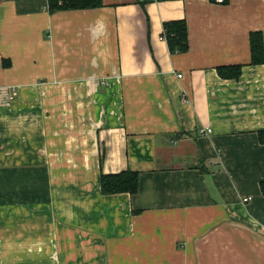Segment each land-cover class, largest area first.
<instances>
[{
    "label": "crops",
    "instance_id": "0c3cea01",
    "mask_svg": "<svg viewBox=\"0 0 264 264\" xmlns=\"http://www.w3.org/2000/svg\"><path fill=\"white\" fill-rule=\"evenodd\" d=\"M101 1L0 0V264H264V0Z\"/></svg>",
    "mask_w": 264,
    "mask_h": 264
},
{
    "label": "trees",
    "instance_id": "16d2710c",
    "mask_svg": "<svg viewBox=\"0 0 264 264\" xmlns=\"http://www.w3.org/2000/svg\"><path fill=\"white\" fill-rule=\"evenodd\" d=\"M48 12L75 11L96 9L103 6L101 0H47ZM162 37L171 55L183 54L189 50L188 28L185 20L167 21L162 24ZM249 49L251 66L264 64V43L260 31L249 33ZM4 68L10 64L3 60ZM241 65L216 67L218 76L222 79L238 80L241 75ZM258 140L264 146V130L257 133ZM139 173L127 169L116 174L100 175V190L103 195L129 194L134 195L138 189ZM264 194V182L261 183Z\"/></svg>",
    "mask_w": 264,
    "mask_h": 264
},
{
    "label": "built area",
    "instance_id": "2783aa9c",
    "mask_svg": "<svg viewBox=\"0 0 264 264\" xmlns=\"http://www.w3.org/2000/svg\"><path fill=\"white\" fill-rule=\"evenodd\" d=\"M225 0H217L218 3H223ZM212 132V130L209 127L206 128H202L199 130V135L200 136H205L207 134H210ZM248 199H244V201H247ZM60 264V263H57Z\"/></svg>",
    "mask_w": 264,
    "mask_h": 264
}]
</instances>
